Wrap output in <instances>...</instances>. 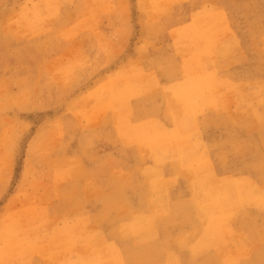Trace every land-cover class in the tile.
Listing matches in <instances>:
<instances>
[{"label":"rangeland","instance_id":"rangeland-1","mask_svg":"<svg viewBox=\"0 0 264 264\" xmlns=\"http://www.w3.org/2000/svg\"><path fill=\"white\" fill-rule=\"evenodd\" d=\"M262 84L264 0H0V264H264Z\"/></svg>","mask_w":264,"mask_h":264},{"label":"bare ground","instance_id":"bare-ground-1","mask_svg":"<svg viewBox=\"0 0 264 264\" xmlns=\"http://www.w3.org/2000/svg\"><path fill=\"white\" fill-rule=\"evenodd\" d=\"M39 7V6H38ZM216 16V15H215ZM222 18V17H221ZM212 20V19H211ZM213 20H214V18H213ZM225 21H226V19H224ZM202 21H203V19H202ZM225 21H222V22H224V24H225ZM213 22V21H212ZM221 22V23H222ZM196 23V22H195ZM39 24H37V26H38ZM221 27V26H220ZM204 31V30H203ZM218 31H219V29H218ZM215 32H216V30H215ZM210 34V33H209ZM180 38H183V37H180ZM187 40V39H186ZM188 42H189V40H187ZM208 41V40H207ZM187 42V43H188ZM208 43V42H207ZM208 46V45H207ZM215 46V45H214ZM240 47V46H239ZM209 50V49H208ZM192 51H190V53H191ZM236 55H238V52H237V54ZM203 56H205V55H203ZM202 57V56H201ZM200 57V58H201ZM204 59V58H203ZM202 59V60H203ZM201 60V59H200ZM201 60V61H202ZM253 83H255V82H253ZM248 84H250V83H248ZM257 84V83H256ZM261 84V83H260ZM259 84V85H260ZM264 84H262V86H263ZM254 86H255V84H254ZM235 87V86H234ZM258 87V86H257ZM239 88L241 89L242 87L241 86H239ZM245 88V87H244ZM243 88V89H244ZM221 89V88H220ZM223 90V89H222ZM245 90H247L246 88H245ZM224 91V90H223ZM239 91V90H238ZM205 92V87H202V90L200 91V93L202 94V96L205 94L206 95V92ZM236 92V91H235ZM234 91H233V93H235ZM249 92V91H248ZM204 93V94H203ZM226 93V92H225ZM231 93H232V91H231ZM232 93V94H233ZM223 94V93H222ZM198 95H200L199 93H198ZM207 95H208V93H207ZM201 96V95H200ZM201 96V97H202ZM222 96V95H221ZM228 96V95H227ZM120 97V96H119ZM118 97V98H119ZM234 97V96H233ZM238 97H239V95H238ZM121 98V97H120ZM229 100V99H228ZM174 101H175V99H174ZM173 101V102H174ZM230 101H231V99H230ZM229 101V104L231 103ZM225 102H227V101H225ZM224 102V103H225ZM172 103V102H171ZM170 103V104H171ZM174 103H176V101L174 102ZM218 103V102H217ZM217 103H215V104H217ZM190 104H191V101H190V99L188 98V97H186V98H183V99H181V100H179V105H180V108L181 109H183V112H184V114H185V117L187 118L188 117V115H189V108H190ZM172 105H173V103H172ZM218 105V104H217ZM226 106V105H225ZM181 120V119H180ZM183 120V119H182ZM180 140V139H179ZM180 142V141H179ZM175 143V142H174ZM191 143V142H190ZM189 143V144H190ZM180 144V143H179ZM182 144H183V142H182ZM187 144V143H186ZM173 145H175V144H173ZM180 146V145H179ZM201 149V148H200ZM198 152H199V150H198ZM195 154V153H194ZM193 155V154H192ZM187 156V155H186ZM190 156V155H189ZM204 157V156H203ZM205 157H206V155H205ZM188 158V157H187ZM191 158V157H190ZM183 159H185V157L183 158ZM186 160V159H185ZM184 162V161H183ZM194 163V162H193ZM194 165V164H193ZM199 171V170H198ZM205 175V174H204ZM211 177V176H210ZM212 177L214 178V179H216L215 177H214V175H212ZM209 179H211V178H209ZM213 180V179H212ZM216 180H214V182H215ZM220 180H219V178L217 179V181H216V183L217 182H219ZM208 182L209 183H212V182H210V180H208ZM221 182V181H220ZM207 183V182H206ZM212 185H213V183H212ZM206 186V185H205ZM208 187V186H207ZM219 187V186H218ZM214 188V187H213ZM222 189V188H221ZM210 192H212V191H210ZM230 192V191H229ZM214 193V190H213V192H212V194ZM202 194V193H201ZM201 196V195H200ZM213 196H214V194H213ZM207 198V197H206ZM211 200V199H210ZM219 202V199H216V200H214V202L212 203V206H208L209 208V211L211 212V214L212 215H214V214H217V217H214V221L215 220H217V221H219V216H218V213H220L221 212V210L219 209L220 208V206H221V202L220 203H218ZM218 203V204H217ZM225 225V224H224ZM20 229V228H19ZM223 234V233H222ZM218 241V240H217ZM101 243V242H100ZM217 244V243H216ZM220 244V243H219ZM230 245V244H229ZM226 247V246H225ZM225 247H223L222 246V248L224 249ZM13 249V248H12ZM16 251V250H15ZM104 251V250H103ZM101 252H102V250H101ZM92 253V252H91ZM106 255V254H105ZM104 255V256H105ZM9 256H11V255H9ZM89 257V256H88ZM81 258H83V257H81ZM90 258V257H89ZM88 258V260H90ZM87 260V259H86ZM93 262V261H92ZM81 263V262H80ZM89 263V262H88ZM76 264H79L78 262L76 263ZM90 264V263H89Z\"/></svg>","mask_w":264,"mask_h":264}]
</instances>
